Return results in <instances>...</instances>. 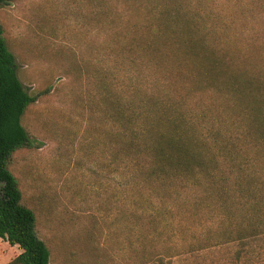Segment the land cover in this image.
Returning <instances> with one entry per match:
<instances>
[{
    "label": "trees",
    "instance_id": "16d2710c",
    "mask_svg": "<svg viewBox=\"0 0 264 264\" xmlns=\"http://www.w3.org/2000/svg\"><path fill=\"white\" fill-rule=\"evenodd\" d=\"M137 2L87 66L128 248L140 264H264V29H232L200 0H152L143 19ZM36 101L0 26V239L22 250L8 264L52 259L13 171Z\"/></svg>",
    "mask_w": 264,
    "mask_h": 264
},
{
    "label": "rangeland",
    "instance_id": "374dc122",
    "mask_svg": "<svg viewBox=\"0 0 264 264\" xmlns=\"http://www.w3.org/2000/svg\"><path fill=\"white\" fill-rule=\"evenodd\" d=\"M151 1L137 2L140 18H148ZM200 1L234 21L232 29H264V0ZM130 2L17 0L0 8L19 78L37 98L23 121L34 149L15 156L13 171L26 204L37 213L38 235L52 252L50 264H140L109 202L113 182L102 154L107 128L101 126L87 70L97 65L104 44L109 46V18L130 9ZM21 253L0 239V264ZM219 256L207 255L199 264Z\"/></svg>",
    "mask_w": 264,
    "mask_h": 264
}]
</instances>
